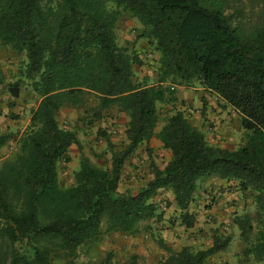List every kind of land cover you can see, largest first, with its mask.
<instances>
[{"label": "trees", "instance_id": "16d2710c", "mask_svg": "<svg viewBox=\"0 0 264 264\" xmlns=\"http://www.w3.org/2000/svg\"><path fill=\"white\" fill-rule=\"evenodd\" d=\"M254 1L258 18L248 26L227 13L228 0H0V45L25 59L22 79L0 77V84L15 100L26 80L38 97L16 152L0 162V264H72L80 249L113 233L135 236L141 223L158 217L159 190L171 192L190 229L197 183L211 176L251 196L254 216L233 224L245 260L264 264V0ZM123 16L139 23L138 39L158 55L152 83L135 76L138 56L117 44ZM194 84L240 115L245 141L237 149L208 144L181 111L156 132L157 105H174L178 88ZM80 107L89 109L90 123L111 108L125 114L127 144L115 150L102 134L110 167L81 154L73 185L62 187L58 164L70 161L78 140L57 115ZM153 138L170 159L163 169L151 163L152 178L135 193L120 192L125 163ZM8 139L0 136V149ZM231 238L215 231L209 248H165L161 264H206Z\"/></svg>", "mask_w": 264, "mask_h": 264}, {"label": "rangeland", "instance_id": "374dc122", "mask_svg": "<svg viewBox=\"0 0 264 264\" xmlns=\"http://www.w3.org/2000/svg\"><path fill=\"white\" fill-rule=\"evenodd\" d=\"M259 9L258 1L228 0L227 13L238 16L248 26L257 22ZM140 28L135 19L123 16L116 26V40L120 47L129 52L133 51L138 56L141 64L134 66L135 76L152 83L155 79L158 55L144 39H138ZM24 66V57L0 45V77L4 78L5 83L22 79ZM3 87L0 84V136L8 135L9 139L2 147L5 152L0 154V158H9L16 152L19 138L29 125L31 113L38 104V97L26 80L15 100ZM12 102L14 105L11 106ZM94 102L95 99L90 97L89 107L94 106ZM87 110L89 109L85 107L63 108L57 115L60 126L74 132L78 140V144L69 149L70 161L58 164L59 184L62 187L73 185V174L78 169L81 154L86 155L98 167H110L111 156L102 134L108 135L115 150L123 149L127 144L128 117L125 114L111 108L103 112L100 120L90 123ZM157 110L158 128L164 124L167 117L181 111L192 125L202 131L211 146L235 150L245 141L240 115L215 94L205 91L197 84L179 87L177 102L174 105L158 104ZM170 156V152L163 149L155 138L151 139L148 145L140 146L123 167L119 191L135 193L152 178L150 164L154 163L159 169H163ZM231 191L234 194L228 197L227 194ZM223 198H226L227 204L231 203L226 211L221 205L217 206ZM215 199L216 203L213 205ZM153 201L158 207V217L141 223L138 234L126 236L113 233L93 248L80 249L72 264H127L133 256L136 257L137 264H161L167 256L165 248L174 251L184 246L194 250L206 249L212 244L215 231L222 236L233 237L234 234L236 239L230 243L231 249L221 254L218 262L214 263L209 258L206 264H259L251 260L246 261L242 256L245 244L240 240V231L233 224V219L245 214L254 216L256 209L251 196L239 193L234 182H225L217 176H211L197 183L188 208L195 220L190 229H185L181 224L178 217L180 212L176 209L170 191L159 190ZM211 206H214L212 215L205 212ZM209 225L212 226L207 227L206 234L200 235L205 226ZM108 258L110 262L107 261Z\"/></svg>", "mask_w": 264, "mask_h": 264}, {"label": "crops", "instance_id": "0c3cea01", "mask_svg": "<svg viewBox=\"0 0 264 264\" xmlns=\"http://www.w3.org/2000/svg\"><path fill=\"white\" fill-rule=\"evenodd\" d=\"M161 128V126L158 128H156V132H158L159 131V129ZM161 144V143H160ZM5 149L4 148H2L1 150H0V154H2L3 152H5L4 151ZM7 156H5V157H2V158H0V161L1 160H3L4 158H6ZM223 183H220V185H222ZM224 184H226V183H224ZM232 194H234V192L233 191H231L230 193H228L227 195H228V197L230 196V195H232ZM224 197H225V195H224ZM228 197H226V198H223V199H220L219 201V203L217 204V206H222V207H224V210L226 211L227 210V206L229 205V204H231V203H226V200H228ZM226 199V200H225ZM216 201V199L213 201V205H215V202ZM235 204V203H234ZM214 210V206H211L210 208H207L206 210H205V212L206 213H208V214H213L212 213V211ZM224 215V214H223ZM209 218H211L210 217V215L208 216ZM210 226H212V225H209V226H205V228H204V230L202 231V233L200 234V235H204V234H206V230H207V227H210ZM186 229V228H185ZM229 235H232L231 233H229ZM197 236V235H196ZM235 239H236V236L233 234V237L231 238V241H230V243L231 242H233V241H235ZM230 243H229V245H230ZM228 245V247L226 248V250H224V251H220V252H218L217 254H215L214 256H212L211 257V261L213 260V262L214 263H216V262H218L219 261V259L222 257L221 256V254H223V253H225V252H228L230 249H231V247ZM211 246V245H210ZM209 246V247H210ZM208 247V248H209ZM235 254L236 253H234V256H235Z\"/></svg>", "mask_w": 264, "mask_h": 264}]
</instances>
